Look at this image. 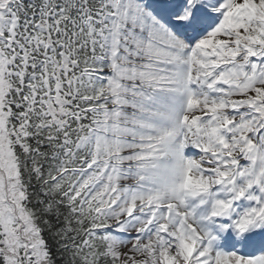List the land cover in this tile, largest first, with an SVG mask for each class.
I'll return each instance as SVG.
<instances>
[{"label":"snow or ice","instance_id":"1","mask_svg":"<svg viewBox=\"0 0 264 264\" xmlns=\"http://www.w3.org/2000/svg\"><path fill=\"white\" fill-rule=\"evenodd\" d=\"M0 264H264V0H0Z\"/></svg>","mask_w":264,"mask_h":264}]
</instances>
